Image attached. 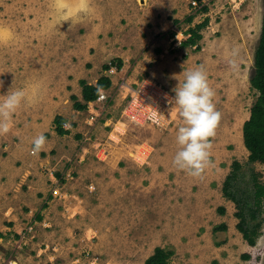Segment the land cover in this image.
<instances>
[{
  "label": "rangeland",
  "instance_id": "374dc122",
  "mask_svg": "<svg viewBox=\"0 0 264 264\" xmlns=\"http://www.w3.org/2000/svg\"><path fill=\"white\" fill-rule=\"evenodd\" d=\"M129 1L118 0L119 8L114 11L109 7V0H0V95L9 89H24L27 93L12 118L10 131L0 135V143L7 147L4 155L10 154V160H14L16 152L21 155V159L13 163L21 165L20 179L24 181V174L30 178L35 170L33 164L26 162L27 158L38 154L33 152L32 140L47 133L46 164L50 169L42 164L39 170L44 174L52 171L56 178L55 184L45 192L50 203L46 206L54 216L53 225L47 230L53 232L42 234L40 245H10L7 250L20 253L25 264L36 260L41 261L40 264H144L156 246L173 250L172 264H264V217L261 236L255 246H248L236 229L235 206L221 191L232 162L238 160L243 168L237 189L252 195V172H257L264 183V164H247L248 151L243 137L242 142H237L230 137L231 133L230 136L229 133L220 135L233 126L235 117V123L237 118L240 123L248 119L258 96L250 87L249 78L261 32L264 0H219L217 9L213 6L216 10H210L203 0L189 1V13L195 16V25L207 16L212 21V28L201 30L208 32L207 41L211 44L206 57L195 53L201 49L176 47L171 54L179 51L180 57L174 56L172 70L169 66L164 68L165 82L146 79L148 86L162 92L167 100L163 105L164 127L128 119L126 105L134 96L133 91L146 80L133 84L134 88L128 91L121 83L122 90L118 91L120 79L98 109L103 110L104 117L115 114L119 118L120 114H125L127 118L122 117V120L128 126L120 124L110 133L112 126H103L101 119L89 126L85 121L87 114L76 113L70 137L60 142L49 140L51 131L56 136L52 119L59 103L65 99L67 72L72 68L90 69L96 56L98 62H112L108 71L118 73L121 68L117 64L123 67L124 62L117 52L127 48V32L130 28L139 32L141 15L146 16L149 27L153 25L158 12L154 11L156 0H147L149 5L138 12L129 9L127 17L125 8ZM134 1L141 5L139 0ZM250 1L254 3V10H244V4ZM202 6H207L208 12H201ZM247 22H256L255 31L246 35L247 55L238 56L239 67L233 71L227 63L229 58L218 57L216 49L232 53L236 46L238 48V42H244ZM186 23L179 22L174 29L185 35L189 26ZM106 48H111L114 54L104 56L109 53ZM191 53L195 54L183 63ZM186 64L191 68L205 66L209 85L215 91L216 109L225 115L215 135L209 138L210 163L199 177L177 169L172 163L178 149L176 132L183 120L171 100L175 96L174 88L183 79L182 68H186ZM166 70L171 72L167 74ZM122 91L121 98L123 95L125 101L120 98L121 102L119 100L112 110L113 98ZM130 126L142 128L144 138L130 136V130L134 132ZM123 143L132 147L142 143L138 147V165L130 177L111 184L107 178L99 179L94 182L95 187L81 179L78 171L85 162L84 170L88 174L95 168L94 164L103 162L109 151ZM62 148L60 156L58 152H62ZM80 152H83L82 157L78 155ZM51 167L61 168V171ZM22 187L27 189L25 181ZM43 194L40 192V196ZM219 207L225 212L219 213ZM221 223L227 228L218 232L215 228ZM62 225L66 234L58 232ZM41 228L45 227H38V231ZM37 239L41 236L34 238ZM244 254H248L249 259L245 260Z\"/></svg>",
  "mask_w": 264,
  "mask_h": 264
},
{
  "label": "crops",
  "instance_id": "0c3cea01",
  "mask_svg": "<svg viewBox=\"0 0 264 264\" xmlns=\"http://www.w3.org/2000/svg\"><path fill=\"white\" fill-rule=\"evenodd\" d=\"M189 1L190 0H156L157 5L155 6L154 11L157 10L158 12L156 13L155 20H153L152 22L153 25L151 27L147 25L148 22L146 20V16L141 15V19L138 20L139 22H142V24L139 27L140 29L139 32H136L135 29L130 28V31L127 32L129 35L126 33L127 36L129 37L128 39H126V41L128 42L127 48L117 52V56L120 57L124 62L123 67L122 65L121 67H119L121 69L119 70L118 73L112 74V72L108 70H104L103 65L108 64L109 62L107 60L98 62L96 60H99V57L96 58V56H95V62L92 63V67L90 69L74 70V68H72L70 72H67L68 76H66L65 73H63L66 76L64 77L65 99L64 101H61L59 103V109L57 110L55 115H60L64 118L65 123H67L69 126V129H66L69 131V133L65 135H59L54 131L56 133V136H54L53 131H51L49 140L53 139L52 140L53 142H57V141L60 142V140L70 137L71 134L70 129L73 121H76L75 120L76 113L80 114L85 112L87 114L85 121L86 123H88L89 126H93L97 120L101 119L103 126L105 127L112 126L110 133H112L118 126H120V124L122 125L124 124L125 127L128 126L122 120V117H126L123 114H120L121 117L119 118H116L114 116L115 114L111 115L110 117H104L102 112L103 110L98 109V106L100 107V104L103 103L96 101L97 99L89 102L85 110L82 111L75 110L73 108L72 105L73 103L70 99V95L73 94L78 98L80 102H84L82 98V88L80 86L79 81L85 80L88 84L96 85L98 79L101 76H106L111 81V86L108 89L100 90V92L104 91L105 94H107L119 82L120 79L121 81L119 82V86L117 88L118 91L122 90L123 85H121V83L124 84L127 91L128 89L132 90L134 88L133 84L136 85L137 83H140L142 80H146V79H154L164 83L165 82L164 68L169 66V69L172 70L173 69L172 60L174 56L180 57L179 51H177L176 54L175 53L171 54V50L175 49L176 47L179 48L181 43L184 40H186V38L188 37V35L187 34L184 35L182 31L174 29L175 26L174 20H179V22L182 23L185 22L184 19L188 15H191V13H189V6H188ZM203 1L207 3L210 10L217 9L219 0H203ZM147 2H148L147 0H139L138 3L141 5H138L137 3H135L134 0L129 1L128 8L127 7L125 8L126 11L125 16L129 17L127 13L130 12L129 9L131 8L133 12L134 11L138 12L139 10H142L145 5H149L147 4ZM253 4L254 3L250 1V3L244 4L243 9L247 11L254 10ZM118 5H119L118 0H109V7H111L110 9L116 11L117 8H119L117 7ZM130 5H132V7ZM213 6H216V9L213 8ZM205 15L207 14L205 13ZM193 19H195V16ZM144 22H146V24H144ZM254 23L256 22H247V24L245 25V27H247V30L245 29L246 31L244 32V38H243L244 42H238L239 43L238 48L236 46V50L238 51L239 57L247 55L248 38L246 37V35L247 34L250 35L252 32L255 31L253 29ZM186 24L189 25L186 28L187 30L189 27L195 25L194 21L191 24L189 23ZM211 24L212 21L209 20V26H207V29L212 28ZM172 30H174L175 32L174 35H170V31L172 32ZM201 34H202V39L198 43V45L201 46V47L199 46L201 50L195 53H197L200 57L203 56L206 57L207 51L210 47L209 44L211 43L207 41L208 32H206V30L201 31ZM189 47L195 49L196 45ZM216 50L219 53L218 57L220 58H230L231 56V53L230 52L226 53L223 48H217ZM106 51L109 53L104 54V56L110 55V53L113 52L111 48H106ZM195 53H191L188 59H185L183 63H186L188 60H190L189 58L192 57ZM190 69H194V68L193 67L191 68L186 64V68L183 67L182 72ZM166 71L167 74L171 72V71L169 72V70ZM140 77H142L143 79H140ZM183 79H181V82L183 81ZM208 80L210 79L208 78ZM121 94H123V91L120 94H117V96L119 95L118 97L115 96L113 98L114 103L111 102L110 105V108L112 110H114V108L117 107L118 103L121 102L120 100ZM121 99L125 101L123 95ZM90 105L95 106L98 112V116L96 117L95 121L92 123L88 119L89 117L88 109ZM111 113L113 114L114 111H111ZM224 116H225L224 112H222L220 120H222ZM235 118H234L233 126L229 128L230 131L229 129H227L225 130V133L220 132V135L223 136L229 133L230 136L231 133L230 137H232L234 141L242 142L243 123H240L239 122L240 119L237 118V122H236L237 124H236ZM130 129L134 130V132H131V130L129 132V135L130 136L133 135V138L135 137L139 139L144 138V133L142 128H134V126H130ZM154 130L158 131V129L157 130L154 129ZM47 140L48 139H46V141ZM52 141L51 143H53ZM140 146H142V143L136 144L135 147H132L130 144L127 145L126 143L120 144V147L117 145L118 149H115L114 151L113 150L109 151L105 155V159L103 160V162L98 161L97 162L98 164H94L95 168H92V171H90L88 174H86L87 172L84 170L86 167V162L84 163V166L79 169L78 174L80 175L81 179L83 180L85 179V181H89L90 184L93 186H94V182L96 181L97 183L98 182L97 180L99 179L105 180L107 178L108 179L107 182H109L108 184H111L115 181L120 182L123 178L129 175L131 176V173H133V171L135 172L136 165H138L137 160L139 159V153H140L138 147ZM6 148L7 147L3 146L1 142L0 143V264H25L23 258L20 257L19 255L20 253H18V255L17 253L15 254H13L12 252L9 253L7 249L10 248L9 247L10 245H15L16 247H22V245H26L27 243L29 245H40L42 241V234H48L50 232H53L51 231L52 229L47 230L48 227L53 225V223L51 222H53L54 216H51V210L49 206H48L49 209H46L47 207L46 205L50 203L46 198L45 192H47V190L52 184H55L56 178L54 177L52 171H49L48 173L44 174L42 173L41 170H39L42 164H44L50 169V166L46 164V161H48V153L46 150V143H45L44 147L39 152H37L38 154L31 157L30 159L27 158L26 160V162H28L27 165L30 162L31 164H33V169L35 170L32 176H30V178L28 177L27 173L24 174V179H25L24 181L25 183H27L28 187L26 190H23L22 183L24 181L20 179V176L22 174L21 165H16L13 163V161H15V163L18 161L16 159H21V155H19L16 152L14 154V160L12 161L9 159L10 154L8 156L4 155ZM63 151L64 149L62 148V152H58V151L57 152L61 156V154L63 155ZM82 154L83 152H80V154L78 155L82 157L81 156ZM93 162H96V160L93 159ZM81 164L82 163H79L78 165L81 166ZM51 169L54 170L57 169L61 171V168L58 167L57 168L51 167ZM202 181H198V182H202ZM40 192L44 193L43 196H40ZM76 196L80 197L78 195ZM44 204L45 207H42ZM23 207L24 209L27 208L28 210L27 211L24 210ZM221 224H225V223H221ZM40 226H43L45 228L43 229L41 228L42 230L38 231V227ZM61 227L62 228L59 229L58 232L62 231L63 234H66L67 233L66 229H64L63 225ZM220 230L221 232H223L226 229H219L218 232H220ZM55 232H57V230H55ZM39 235L41 236V239L34 240V238ZM46 246L48 247V245ZM32 262H34L33 264L41 263V261L39 262L38 260Z\"/></svg>",
  "mask_w": 264,
  "mask_h": 264
},
{
  "label": "trees",
  "instance_id": "16d2710c",
  "mask_svg": "<svg viewBox=\"0 0 264 264\" xmlns=\"http://www.w3.org/2000/svg\"><path fill=\"white\" fill-rule=\"evenodd\" d=\"M207 7L202 6L201 11L207 12ZM194 15H188L184 21L191 24ZM174 24H179V20H174ZM209 24V17H205L202 22L189 27L186 31L188 37L181 43V46H194L200 49L198 43L202 39L201 30ZM175 32L170 31V35ZM111 64H104L103 69L108 70ZM117 67H121L117 64ZM82 88V98L84 102H80L75 95H70L73 108L75 110H85L87 104L98 98L101 89H108L111 81L106 76H101L96 85L88 84L85 80L79 81ZM250 87L254 89L258 96L250 109L247 120L244 121L242 127L243 141L248 151L247 164L255 163L264 164V12L262 16L260 37L254 51L253 72L249 78ZM65 120L60 115H55L53 124L55 132L59 135L68 134L69 131L63 128ZM48 137V134H44ZM243 165L238 160H234L231 165L229 174L225 177L222 185L223 195L231 200L235 205V217L238 219L236 224L237 230L241 233L242 238L249 246H255L258 238L261 236L263 217H264V183L259 180V175L253 170L252 172V195L245 191L237 189L238 180ZM58 175V174H57ZM45 207V204L42 206ZM219 213H224V208L219 207ZM215 229H226L225 224H220ZM172 249L163 246H156L153 253L145 260L144 264H172ZM248 254H244L245 260L249 259Z\"/></svg>",
  "mask_w": 264,
  "mask_h": 264
},
{
  "label": "clouds",
  "instance_id": "9594fccd",
  "mask_svg": "<svg viewBox=\"0 0 264 264\" xmlns=\"http://www.w3.org/2000/svg\"><path fill=\"white\" fill-rule=\"evenodd\" d=\"M233 71L238 70V51L233 49L227 61ZM183 81L174 88L175 96L171 100L178 109L183 124L176 132L178 149L173 165L193 177H199L209 166V138L221 119V113L214 103L215 91L209 85L204 65L183 72ZM24 89L8 90L0 95V135L10 131L11 121L17 110L26 100ZM46 143L43 134L32 140L33 152H39Z\"/></svg>",
  "mask_w": 264,
  "mask_h": 264
},
{
  "label": "built area",
  "instance_id": "2783aa9c",
  "mask_svg": "<svg viewBox=\"0 0 264 264\" xmlns=\"http://www.w3.org/2000/svg\"><path fill=\"white\" fill-rule=\"evenodd\" d=\"M196 5V2L193 1ZM113 72V70H110ZM149 81L146 80L142 83L138 90H134V96H131L129 103H127L125 111L128 118H131L135 122L150 123L156 127L162 128L166 125V117L163 111V105L167 102L164 94L157 89H151L148 85ZM146 88L148 90L146 91ZM107 99V94L104 91L100 92L96 101L102 102ZM89 121L92 123L98 116V112L95 106L90 105L89 109ZM125 115V114H124ZM63 128L69 129L67 123L63 124ZM93 189V186H90Z\"/></svg>",
  "mask_w": 264,
  "mask_h": 264
},
{
  "label": "bare ground",
  "instance_id": "6f19581e",
  "mask_svg": "<svg viewBox=\"0 0 264 264\" xmlns=\"http://www.w3.org/2000/svg\"><path fill=\"white\" fill-rule=\"evenodd\" d=\"M237 124V123H236ZM239 127V126H238Z\"/></svg>",
  "mask_w": 264,
  "mask_h": 264
}]
</instances>
